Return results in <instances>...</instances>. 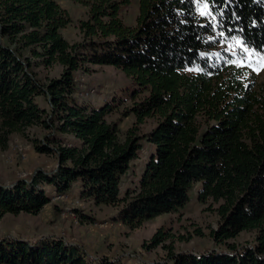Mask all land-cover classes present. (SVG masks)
Segmentation results:
<instances>
[{"label":"trees","instance_id":"16d2710c","mask_svg":"<svg viewBox=\"0 0 264 264\" xmlns=\"http://www.w3.org/2000/svg\"><path fill=\"white\" fill-rule=\"evenodd\" d=\"M73 1L87 15L78 20L81 39L69 41L61 28L71 16L57 0H0V148L17 132L56 157L51 169L0 183V216L37 213L51 199L46 185L65 194L76 184L133 227L184 207L199 182L198 200L218 215L210 235L222 246L174 250V232L161 225L147 243L166 248L159 264H264V84L244 81V68L213 52L240 41L264 57V0H137L134 24L120 15L129 0ZM53 64L58 75L38 76L35 67ZM93 64H112L132 80L130 126L108 119L115 99L77 92L76 71ZM149 117L154 124L141 129ZM32 126L42 133L30 134ZM129 170L136 178L123 188ZM242 230L254 231L251 243L228 241ZM0 264L120 262L88 256L59 235H7Z\"/></svg>","mask_w":264,"mask_h":264},{"label":"rangeland","instance_id":"374dc122","mask_svg":"<svg viewBox=\"0 0 264 264\" xmlns=\"http://www.w3.org/2000/svg\"><path fill=\"white\" fill-rule=\"evenodd\" d=\"M65 7L71 21L61 28L62 34L69 40H80L82 34L78 20L87 15V6L73 0H57ZM138 13V1L129 0L121 7L120 15L127 23L134 24ZM213 52L227 65L237 64L244 68V81L264 84V57L240 41L233 45L220 42ZM90 70L78 69L75 73L77 92L90 101L115 99L116 107L107 117L117 122L120 129L133 124L134 115L124 113L131 104L128 89L132 80L121 69L112 64H93ZM39 77L58 75L61 65L35 67ZM39 101L45 103L40 96ZM154 124L153 118H147L141 129L145 130ZM29 133L40 135L42 130L32 126ZM148 149V148H147ZM144 155L135 160V170H139ZM134 163V162H133ZM56 164V157L50 153L34 149L30 138L20 133H12L8 145L0 148V183L10 184L19 178H29L39 168L51 169ZM129 170L123 178V188L130 185L136 176ZM199 182L190 190L187 204L175 211H168L145 218L136 226H129L116 218L118 207L111 204H96L85 198L74 184L65 194H55L52 185H46L48 201L37 213L25 211L5 212L0 216V236H16L34 240L41 236L59 235L65 240L83 247L88 256L105 255L117 258L120 264H159L167 255L162 244L148 247L147 243L158 226L174 232V250L202 251L219 248L210 235L211 227L218 222L216 211L209 208L210 201L201 202L197 198ZM87 214L82 217L81 213ZM201 230L202 233H198ZM254 231L242 230L235 237L229 238L232 243H251ZM167 241L166 243H168Z\"/></svg>","mask_w":264,"mask_h":264}]
</instances>
